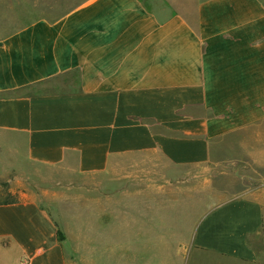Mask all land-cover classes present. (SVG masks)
Here are the masks:
<instances>
[{
  "label": "crops",
  "instance_id": "crops-1",
  "mask_svg": "<svg viewBox=\"0 0 264 264\" xmlns=\"http://www.w3.org/2000/svg\"><path fill=\"white\" fill-rule=\"evenodd\" d=\"M192 12L87 0L0 36V198H12L0 201V264H100L111 251L127 264L143 249L163 264L256 263L260 190L206 213L189 244H152L166 182L264 124L263 0Z\"/></svg>",
  "mask_w": 264,
  "mask_h": 264
},
{
  "label": "rangeland",
  "instance_id": "rangeland-1",
  "mask_svg": "<svg viewBox=\"0 0 264 264\" xmlns=\"http://www.w3.org/2000/svg\"><path fill=\"white\" fill-rule=\"evenodd\" d=\"M87 0H0V36L9 34L38 19L56 20ZM191 21L192 10L200 0H166ZM264 2V0H263ZM166 181L161 178V182ZM160 196L159 220L154 221L152 244H189L200 219L212 209L238 199L248 192L260 190L264 205V124L232 134L215 142L212 159L206 169H193L167 181ZM1 197L0 201H11ZM118 222V221H117ZM65 223V222H63ZM71 227V221H66ZM112 225L113 224L112 222ZM158 228V231H157ZM264 230V227H263ZM171 235H168V234ZM173 234H175L173 236ZM158 236V237H157ZM151 239V238H150ZM113 242L117 238H112ZM139 244L149 243L142 237ZM255 264H264V246ZM99 254V253H98ZM111 255V259L108 256ZM125 253H121L124 257ZM100 264H118L120 254L111 251ZM127 264H163L160 254H128ZM192 261H194L192 259ZM197 264H228L211 255L195 258ZM165 263V262H164Z\"/></svg>",
  "mask_w": 264,
  "mask_h": 264
},
{
  "label": "trees",
  "instance_id": "trees-1",
  "mask_svg": "<svg viewBox=\"0 0 264 264\" xmlns=\"http://www.w3.org/2000/svg\"><path fill=\"white\" fill-rule=\"evenodd\" d=\"M82 4H83V3H82ZM80 5H81V4H80ZM78 6H79V5H78ZM78 6H77V7H78ZM75 8H76V7H75ZM75 8H74V9H75ZM72 10H73V9H72ZM72 10H71V11H72ZM67 13H68V12H67ZM67 13H65V14H67ZM65 14H64V15H65ZM62 16H63V15H62ZM62 16H61V17H62Z\"/></svg>",
  "mask_w": 264,
  "mask_h": 264
}]
</instances>
